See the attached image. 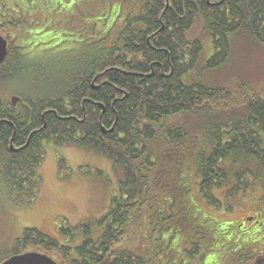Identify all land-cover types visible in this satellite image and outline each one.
Wrapping results in <instances>:
<instances>
[{"label": "trees", "instance_id": "16d2710c", "mask_svg": "<svg viewBox=\"0 0 264 264\" xmlns=\"http://www.w3.org/2000/svg\"><path fill=\"white\" fill-rule=\"evenodd\" d=\"M103 3L104 22L90 21L84 53L67 51V65L42 67L29 82L24 72L40 58L15 44L20 20L0 18V33L15 31L0 63V187L15 209L38 196L45 141L90 149L123 174L98 221L61 225V243L27 228L9 251L0 248V262L37 251L57 264H214L219 242L229 244V264L252 262L262 232L234 252L225 222L204 214L197 198L230 212L233 202L224 206L216 192L264 189V92L239 64L264 51V0ZM121 3L128 8L115 27ZM219 69L232 75L216 85Z\"/></svg>", "mask_w": 264, "mask_h": 264}, {"label": "rangeland", "instance_id": "374dc122", "mask_svg": "<svg viewBox=\"0 0 264 264\" xmlns=\"http://www.w3.org/2000/svg\"><path fill=\"white\" fill-rule=\"evenodd\" d=\"M97 1L98 3H94V0H0V18L4 21L10 17L20 20L16 27L24 31L15 38V44L25 55L39 56L42 63L39 67L28 66L24 72L26 82L36 76L42 67L51 71L63 63L67 65L71 56L66 54L67 51L70 50L73 55L84 53L82 43L87 41L86 36L92 32L90 21L96 20L98 25L104 22V3L103 0ZM114 6L115 3L112 7ZM94 7L97 8L92 11ZM120 8L115 27L123 17L122 11L127 12L128 7L121 3ZM196 27L194 31L199 29ZM14 33V30H3L0 35L10 43L12 36L6 35ZM195 33L189 32V36H194L192 34ZM203 43L206 46L209 39H203ZM63 57L65 59L62 61ZM243 60L244 63L238 62L242 70L247 65V73L259 77L256 79L257 86L264 92V51H249ZM235 72L236 67L233 68V73ZM231 75L228 70L219 69L213 75V83L221 85ZM22 83L24 82L20 81L19 85ZM10 87L12 91V86ZM43 148L44 159L36 170L41 181L40 189L32 206L15 209L5 195L6 191L0 187V248L7 251L27 228H35L61 243L65 241V237L59 232L61 225L74 228L83 222L94 223L107 213L112 198L119 196L118 183L123 174L108 158L87 148L57 146L46 141ZM215 195L224 206L233 202L230 212H225L223 207L214 211L201 198H197V202L204 214L225 222V231L222 233L229 242L237 243L234 252L249 247L248 237L253 236L256 229L262 232L261 237L264 236V189L259 183L253 184L237 196L226 197L224 191H218ZM258 213L260 217H256ZM239 221L247 224L240 225L243 233H240V240H235L238 236L235 235L237 226L234 224ZM135 234L137 236L133 235L134 238L140 236L139 232ZM79 237L76 235L74 241ZM220 244L216 243L215 247L222 255L211 261L214 264H229L232 259L229 244ZM254 250L256 254L252 262L247 260L244 264H255L258 257H263L264 240L261 239L260 244L252 243L251 251Z\"/></svg>", "mask_w": 264, "mask_h": 264}, {"label": "water", "instance_id": "95a60500", "mask_svg": "<svg viewBox=\"0 0 264 264\" xmlns=\"http://www.w3.org/2000/svg\"><path fill=\"white\" fill-rule=\"evenodd\" d=\"M168 3H166V7ZM7 42L0 35V62L3 61L6 54ZM18 100L17 96L11 97V103L13 105L16 104ZM105 131L104 128H102ZM112 128L109 130L111 131ZM11 147L12 144L10 145ZM0 264H57V262L47 254L36 252V251H28L20 254H14L2 261Z\"/></svg>", "mask_w": 264, "mask_h": 264}, {"label": "flooded vegetation", "instance_id": "af4514ba", "mask_svg": "<svg viewBox=\"0 0 264 264\" xmlns=\"http://www.w3.org/2000/svg\"><path fill=\"white\" fill-rule=\"evenodd\" d=\"M9 46V42L7 41V47ZM258 215H260V214H257V216L256 217H260V216H258ZM246 220V222H248V219L246 218L245 219ZM243 223H245V221H242V224ZM249 223V222H248ZM256 223H258V221L256 222ZM261 223V222H260ZM241 224V225H242ZM257 264H264V254H263V257L262 258H259L258 260H257Z\"/></svg>", "mask_w": 264, "mask_h": 264}]
</instances>
